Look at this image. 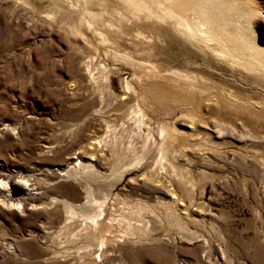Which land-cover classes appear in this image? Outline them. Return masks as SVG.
Wrapping results in <instances>:
<instances>
[{
    "label": "rangeland",
    "instance_id": "1",
    "mask_svg": "<svg viewBox=\"0 0 264 264\" xmlns=\"http://www.w3.org/2000/svg\"><path fill=\"white\" fill-rule=\"evenodd\" d=\"M134 1L0 0V264H264V73Z\"/></svg>",
    "mask_w": 264,
    "mask_h": 264
},
{
    "label": "bare ground",
    "instance_id": "2",
    "mask_svg": "<svg viewBox=\"0 0 264 264\" xmlns=\"http://www.w3.org/2000/svg\"><path fill=\"white\" fill-rule=\"evenodd\" d=\"M134 2L137 15L145 10L149 17L155 16L146 0ZM248 3V0H164L161 3L164 10L159 17L182 22L185 29L193 37L204 40L206 46L214 42L217 45L214 50L224 58L247 70L264 73V40L255 32L256 10L249 8ZM17 183L0 175V193L10 199L13 196L10 189Z\"/></svg>",
    "mask_w": 264,
    "mask_h": 264
}]
</instances>
